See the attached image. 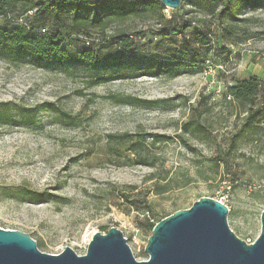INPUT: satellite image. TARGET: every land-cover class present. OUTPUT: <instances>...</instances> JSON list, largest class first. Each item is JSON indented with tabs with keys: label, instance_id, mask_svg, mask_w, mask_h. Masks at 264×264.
<instances>
[{
	"label": "rangeland",
	"instance_id": "rangeland-1",
	"mask_svg": "<svg viewBox=\"0 0 264 264\" xmlns=\"http://www.w3.org/2000/svg\"><path fill=\"white\" fill-rule=\"evenodd\" d=\"M154 3L150 8L126 4L124 11L116 6L104 22L77 23L79 29L65 31L70 52L84 50L87 40L93 45L132 35L139 48L130 58L120 59L116 47L108 62L95 67L12 64L0 56V108L9 105L12 116L10 123H3L0 111V227L29 233L43 252L57 254L70 246L83 255L87 236L115 226L128 238L135 257L148 259L145 246L151 232L143 226L148 216L143 201L155 184L156 178H150L158 172L176 188L148 196L155 223L208 196L228 204L230 227L240 238L253 242L260 233L264 128L242 135L225 166L218 147L229 146L245 115L229 116L232 109L223 100L227 88L257 76L264 101V8L250 6L231 16L220 0H184L183 8H166L163 14L166 19L191 18L192 28L166 40ZM201 30L211 33L212 48L195 58V71L174 78L144 75L153 58L163 57L160 50H179ZM117 76L121 78L112 79ZM44 101L54 102L59 110L38 111ZM198 115L202 132L189 133L186 145L177 135ZM125 132L165 133L173 141L156 145L152 152L146 146L143 152L156 156L155 165H137L129 151L135 141L108 139ZM184 175L192 182L178 187ZM125 194L135 196L138 207Z\"/></svg>",
	"mask_w": 264,
	"mask_h": 264
},
{
	"label": "trees",
	"instance_id": "trees-1",
	"mask_svg": "<svg viewBox=\"0 0 264 264\" xmlns=\"http://www.w3.org/2000/svg\"><path fill=\"white\" fill-rule=\"evenodd\" d=\"M152 1L155 2L153 6L160 13L161 20L164 21V39L171 40L174 36L186 35L192 28L191 18L180 19L173 16L166 19L163 10L167 7L162 4L161 0H0V19L5 21L4 24L0 23V56L12 64L33 62L37 65H61L73 62L95 67L108 62L114 55L113 47H116L120 53V59L130 58L131 55H137L139 48V42L132 35L121 34L113 40H102L99 43L94 41L93 45L87 40L85 43L88 46L84 50L70 52L66 47L68 38L65 31L72 28L73 30L79 29L76 26L77 23L89 26L97 21L104 22L106 17L114 12L116 6H120L122 11H124L126 4H140L150 8ZM220 2L223 4V10L231 16H238L250 6L264 8V0H220ZM182 5L184 6V3ZM183 6L181 7L183 8ZM93 10L97 12L104 11V14L101 17L92 16L91 12ZM25 16L27 18L23 23H15L14 19ZM68 20L71 21L73 27L68 23ZM41 29L47 31L44 34H39L38 31ZM139 35L143 37L144 33H139ZM95 44L99 46L97 52L94 50ZM204 48L208 51L212 48V35L209 31H197L190 40L182 44L179 50H173V48L160 50L163 57L153 58L150 70L144 75L174 78L185 72H193L197 69L195 58L200 57L201 50ZM103 49H106L105 54L101 53ZM118 78L121 77L117 76L112 79ZM262 92L263 86L259 78L252 76L237 82V84L230 85L223 94L224 102L232 109L229 116L235 114L240 117L245 114L240 129L231 134L229 146L226 149L221 146L218 147V155L224 166L227 164L228 154L237 149L242 135L255 133L257 130L264 128ZM127 99L137 98L128 96ZM119 101H123V99ZM37 109L40 112L59 110L57 105L50 101L38 104ZM0 111L5 115L3 123H10L12 116L9 105L3 104ZM201 116L192 117L185 122L182 126V133L177 135L186 145H189V141L186 139L189 133L195 135L202 132L204 123L201 121ZM262 124L263 126H261ZM108 139L111 143L119 144L135 141L129 151L136 156V159H134L135 164L145 166L155 165L157 158L153 153L144 154L143 148L148 146V150L152 152L156 145L173 141L171 135L158 132L110 134ZM158 174L157 177L154 175L150 178L151 180L156 178L155 184L146 191L143 201L148 215L143 226L150 232H152L156 223L150 214L152 202L148 199V196L151 193L161 195L176 188L172 185L171 179L162 175L161 172H158ZM191 182V176L184 175L181 184L177 186L184 187ZM124 198L132 206L138 207L135 196L131 197L125 194ZM108 230V227H102V231Z\"/></svg>",
	"mask_w": 264,
	"mask_h": 264
},
{
	"label": "water",
	"instance_id": "water-1",
	"mask_svg": "<svg viewBox=\"0 0 264 264\" xmlns=\"http://www.w3.org/2000/svg\"><path fill=\"white\" fill-rule=\"evenodd\" d=\"M179 9L183 0H161ZM230 208L202 196L190 208L178 209L158 221L145 246L148 259L138 260L118 227L97 231L85 254L67 246L57 254L43 252L27 232L0 227V264H264V210L261 230L253 242L230 227Z\"/></svg>",
	"mask_w": 264,
	"mask_h": 264
},
{
	"label": "built area",
	"instance_id": "built-area-1",
	"mask_svg": "<svg viewBox=\"0 0 264 264\" xmlns=\"http://www.w3.org/2000/svg\"><path fill=\"white\" fill-rule=\"evenodd\" d=\"M47 30L46 29H41L38 31L39 34H44ZM221 201H223L225 204H227L224 199H221ZM228 205V204H227ZM229 207V206H228Z\"/></svg>",
	"mask_w": 264,
	"mask_h": 264
},
{
	"label": "bare ground",
	"instance_id": "bare-ground-1",
	"mask_svg": "<svg viewBox=\"0 0 264 264\" xmlns=\"http://www.w3.org/2000/svg\"><path fill=\"white\" fill-rule=\"evenodd\" d=\"M93 235H94V233H92V234H90L89 236H87V240H88V242L92 239Z\"/></svg>",
	"mask_w": 264,
	"mask_h": 264
}]
</instances>
